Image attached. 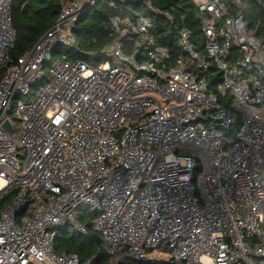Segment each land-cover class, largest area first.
I'll return each mask as SVG.
<instances>
[{
  "label": "built area",
  "instance_id": "2783aa9c",
  "mask_svg": "<svg viewBox=\"0 0 264 264\" xmlns=\"http://www.w3.org/2000/svg\"><path fill=\"white\" fill-rule=\"evenodd\" d=\"M193 1L177 55L147 17H114L92 65L50 53L94 0L63 4L15 62L0 0V264H92L54 252L65 225L120 251L110 264H264V41L247 1Z\"/></svg>",
  "mask_w": 264,
  "mask_h": 264
},
{
  "label": "trees",
  "instance_id": "16d2710c",
  "mask_svg": "<svg viewBox=\"0 0 264 264\" xmlns=\"http://www.w3.org/2000/svg\"><path fill=\"white\" fill-rule=\"evenodd\" d=\"M73 0H10V14L15 39L9 49L13 62L22 56L57 19L60 8ZM247 1L245 19L256 27V35L264 41V7L257 0ZM144 16L151 21L150 34L155 42L165 46L173 55L179 53L177 40L182 28L198 31L196 6L193 0H94L85 3L83 11L76 17L73 26L74 45L59 44L50 56L65 59H82L95 65L107 57L101 53L102 47L110 42L114 31L110 20L114 17H129L132 20ZM136 39L135 34L127 36L128 44ZM49 65V62H47ZM8 66H0V77ZM6 201L0 199V204ZM89 214V213H88ZM87 212L81 208L78 221H86ZM91 215V213H90ZM71 225L57 229L54 252L57 254H76L81 262L92 258V264H110L116 257L102 249L99 234H82L69 231ZM87 226H90L88 219ZM72 227V226H71ZM119 264H158L156 261H135L125 258Z\"/></svg>",
  "mask_w": 264,
  "mask_h": 264
},
{
  "label": "rangeland",
  "instance_id": "374dc122",
  "mask_svg": "<svg viewBox=\"0 0 264 264\" xmlns=\"http://www.w3.org/2000/svg\"><path fill=\"white\" fill-rule=\"evenodd\" d=\"M53 64L54 63H56L58 60H60V57L59 56H54L53 57ZM53 64H50V65H53ZM33 93H34V90H32L31 91V94L33 95ZM32 95H31V97H32ZM26 99H27V96L25 95V94H22L19 98H18V100L16 101L17 102V104H20L21 102H23V101H26ZM11 117H16L14 114H11ZM23 153H25V150L24 149H22L21 150ZM74 229V227L72 226H70L69 227V231H72ZM119 254H120V251H118V252H116V254H114V256L115 257H118L119 256ZM155 256H157L159 259H163V260H167V259H169V257H170V255H169V252L168 251H166V250H163V249H161L160 251H156L155 252Z\"/></svg>",
  "mask_w": 264,
  "mask_h": 264
},
{
  "label": "water",
  "instance_id": "95a60500",
  "mask_svg": "<svg viewBox=\"0 0 264 264\" xmlns=\"http://www.w3.org/2000/svg\"><path fill=\"white\" fill-rule=\"evenodd\" d=\"M49 58V54L46 56V60ZM8 129H10L11 127L9 125H6ZM72 226V225H71ZM127 259H130L127 257Z\"/></svg>",
  "mask_w": 264,
  "mask_h": 264
}]
</instances>
